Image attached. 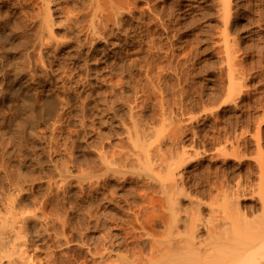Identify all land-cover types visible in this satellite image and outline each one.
<instances>
[{"label":"rangeland","instance_id":"374dc122","mask_svg":"<svg viewBox=\"0 0 264 264\" xmlns=\"http://www.w3.org/2000/svg\"><path fill=\"white\" fill-rule=\"evenodd\" d=\"M258 218L264 0H0V264H205Z\"/></svg>","mask_w":264,"mask_h":264},{"label":"bare ground","instance_id":"6f19581e","mask_svg":"<svg viewBox=\"0 0 264 264\" xmlns=\"http://www.w3.org/2000/svg\"><path fill=\"white\" fill-rule=\"evenodd\" d=\"M47 19H48V21H49V18H47ZM47 19H46V20H47ZM48 21H46L47 24L49 23ZM164 185H165V184H164ZM164 185H163V186H164ZM170 186H171V184L169 185V187H170ZM166 187H167V186H164V188H165L166 191H167V188H169V187H167V188H166ZM169 189H170V188H169ZM169 191H171V190H169ZM169 196H170V194H169ZM171 196H172V192H171ZM172 197L174 198V196H172ZM172 197H171L172 200H171V199H170V200L174 202V199H173ZM175 202H176V200H175ZM170 204H171V205H170V208L172 207V204H174V206H175V203L170 202ZM176 205H177V203H176ZM178 206H179V205H178ZM175 207H176V206H175ZM172 208H173V207H172ZM179 208H180V207H179ZM174 209H175V208H174ZM176 209H178V208H176ZM176 209L174 210V212L177 211ZM178 211H179V209H178ZM181 211H182V209H181ZM193 211H194V210H193ZM196 211H197V210H196ZM196 211H195V212H196ZM199 211H200V210H199ZM199 211H198V214L200 213V217H199V215L197 216V214H195V213L192 214L191 217H192V218H195V217H196L195 220H198V218H200V219L202 218V219H203V217H201L202 213L199 212ZM171 212H172V217H173V216H174V215H173V213H174V212H173V209H171ZM180 213H181V212H179V213L177 212V213H175V214H180ZM192 213H193V212H192ZM196 213H197V212H196ZM180 215H181V214H180ZM180 215H179V216H180ZM190 215H191V214H190ZM193 215H194V216H193ZM179 216L177 215L176 217H179ZM225 216H227V218H229V216H228L227 214H226ZM176 217H174V218L177 219ZM191 217H190V218H191ZM222 218H223V217H222ZM227 218L224 217V219H223V223H225L224 221H225ZM235 218H236V217H234V219H235ZM175 219H173V220H175ZM179 219H180V218H179ZM181 219L183 220V218H181ZM220 219H221V218H220ZM232 219H233V217H232ZM236 219H237V218H236ZM236 219H235V220H236ZM238 219H239V218H238ZM238 219H237V220H238ZM239 220H240V219H239ZM258 220H259V221L261 220V221L264 222L263 218H258ZM178 221H180V220L177 219V222H178ZM189 221H190V225H191L192 222H191V220H189ZM189 221H188V223H189ZM201 221H203V220H201ZM227 221H228V220H226V222H227ZM261 221H260V222H261ZM174 222H175V221H174ZM177 222H175V223L177 224ZM181 222H182V221H181ZM195 222L198 223V221H194V222L192 223L193 225H191V226L189 225V228H190V227L193 228V230L190 231V232H189V230H186V229H187V228H186V229H185L186 232L181 233V231H180V232L177 231V229H176L177 225H176V227H174V228L176 229V232L181 233V237H180V239H181V241H182L183 244H184V242L187 243V242H189V241H190V243H192V245L189 247L188 250L184 248V245H185V244L183 245V244L181 243L183 246L181 245L180 248H179V250H177V251H180V249L182 248L181 251H180L179 254H178V258H179L180 261H184V260H186V259H188V260H194V259H197V258H198V257L196 258V256H199V255H198V254H199L198 252L201 250V248H200L199 246L196 245V240H195V238H196V236H195L196 233H195V232H196V231H194V229H195L197 226L195 225V224H196ZM234 222H236V221H234ZM175 223H174V224H175ZM185 223L188 224V223H187V220H186ZM185 223H184V224H185ZM194 223H195V224H194ZM202 223H205V221H203ZM223 223H222V224H223ZM227 223H228V225H230V224H232V221H231V223H229V222H227ZM172 224H173V223H172ZM178 224H180V222H179ZM200 224H201V223H200ZM222 224H217L216 226H217V227H219V226L221 227V226H222V228H223L222 231H224V228L227 229V228H226L227 225H224V226H223ZM225 224H226V223H225ZM254 224H255L256 226L258 225V223L256 224L255 222H254ZM194 225H195V227H194ZM197 225H198V224H197ZM206 225H207V224H206ZM232 225L234 226V224H232ZM232 225H231V226H232ZM171 226H172V225H171ZM174 226H175V225H174ZM184 226H185V225H184ZM187 226H188V225H186V227H187ZM192 226H193V227H192ZM212 226H214V224H213ZM212 226L209 227V223H208V227H209V228H212ZM198 227H199V226H198ZM200 227H201V226H200ZM217 227H216V228H217ZM257 227H262V224H261L260 226L258 225ZM170 228H171V227H170ZM184 228H185V227H184ZM191 228H190V230H191ZM213 228H214V227H213ZM216 228H215V229H216ZM238 228H240V227H238ZM172 229H173V227H172ZM181 229H182V228H181ZM197 229H198V228H197ZM199 229H200V228H199ZM228 229H229V231H231V230H230V226H228ZM231 229H233V227H231ZM254 229H255V228H254ZM179 230H180V228H179ZM216 230H217V229H216ZM263 230H264V229H263ZM169 231H171V230H169ZM198 231H199V230H198ZM211 231H213V229H212ZM211 231L208 230L209 235L212 234V233H210ZM214 231H215V230H214ZM218 231H219V229H218ZM218 231H215V232L218 233ZM229 231H228V232H229ZM239 231H240V230H239ZM256 231H257L256 229H255L254 231H252L254 234H252L251 236L255 235V232H256ZM176 232H174V234H175ZM188 232L190 233V235L187 234ZM226 232H227V230H225V233H224V234H225V238H226V237H227V238H230V237H231V232H232V231L230 232V235H226ZM261 232H262V230H261ZM185 233H186V234H185ZM232 233H234V232H232ZM257 233H258V232H256V235H257V236H258V235L261 236V233H260V234H259V233L257 234ZM228 234H229V233H228ZM234 234H235V233H234ZM234 234H232V235L234 236ZM171 235H172V234H171ZM171 235H170V236H171ZM176 235H178V234L176 233ZM197 235H198V234H197ZM215 235H217V234H214V235H212V236H215ZM219 235H221V236H218V235H217L218 238H217L216 236H215V237H216L217 239H219L220 237H223V236H222V232H221V234H219ZM256 235H255V236H256ZM174 236H175V235H174ZM179 236H180V234H179L177 237H179ZM229 236H230V237H229ZM233 236H232V238H231V239H233V240L230 241V242H233V241H234ZM255 236H253V238H249V239H247V240H245V241H241L242 239H241V240L239 239V240H240V243H239L238 240H237V242L234 241V242H236V243H238V244H237L236 246H235V245H232V247H239V249H237V251L239 252V250H241V249H240L241 247H244V248H250V247H252V246L258 244V242H259V243H262V242H263L262 244H264V239H258L260 236H258V237L255 239ZM198 237H199V236H198ZM209 237H211V236H209ZM209 237H208V238H209ZM215 237L212 238V239L214 240V242H215V239H216ZM199 238H200V237H199ZM227 238H226V239H227ZM238 238H239V237H238ZM262 238H263V237H262ZM167 239H168V238H167ZM200 239H201V238H200ZM212 239H210V240H212ZM220 239L225 240L224 237H223V238H220ZM235 239H237V238H235ZM197 240H198V239H197ZM206 240H208V242L210 241L209 239H206ZM227 240H228V239H227ZM243 240H244V239H243ZM183 241H184V242H183ZM198 241H200V240H198ZM201 241H202V240H201ZM217 241H220V240H217ZM169 242H170V241H169ZM171 242H172V241H171ZM171 242H170V243H171ZM202 242H203V241H202ZM212 242H213V241H212ZM214 242H213V243H214ZM164 243L167 244L168 241H167V243H166V242H164ZM170 243H169L170 248H171V246H173V247L175 246V244L170 245ZM173 243H174V241H173ZM176 243H180V242H176ZM199 243H201V242H199ZM222 243H223V242H222ZM202 244H203V246H204V243H202ZM208 244H209V243H208ZM224 244H225V243H224ZM224 244H223V246H224ZM228 244H229V243H228ZM230 244H232V243H230ZM186 245H187V244H186ZM186 245H185V247H186ZM212 245H213V244H212ZM215 245H216V244H215ZM219 245H220V244H219ZM260 245H261V244H260ZM213 246H214V245H213ZM216 246H217L216 248L214 247L215 250H216L217 248H220V246H218V245H216ZM175 247H177V245H176ZM178 247H179V246H178ZM207 247H208V246H207ZM207 247H206V248H207ZM210 247H211V246H210ZM226 247H227V248H226ZM229 247H230V245H229V246H226V245H225V247H221L219 250L217 249V250H216L217 253H216V252H213V251L211 250V249H214V248L209 249V247H208L207 249L210 250V251H209L210 253H211V251H212L213 253H215V254H213V255H212V253H211V254H208V250L205 249V250L207 251V252L205 253V255H206V256L208 255L209 257H210V256L212 257V258L210 257V258L212 259L211 261H210V259H209V261L211 262L210 264H212V263H216V262H217V264H218V263L221 264L222 260H223V261L225 260V261L227 262V259H231V260H230V263H232V264H233V263H234V264H235V263H236V264H243L244 262L248 261V260H247L248 258L244 257L243 255L239 254L238 252H236V251L234 250V249H236V248L233 249V248H231V247L229 248ZM263 247H264V246H263ZM187 248H188V247H187ZM225 248H226V249L229 248V249H228L227 251H225V250H226ZM223 249H225V250H223ZM230 250H232V251H230ZM177 251H176V252H177ZM203 251H204V250H203ZM219 251H220V252H219ZM221 251H222V252H221ZM218 252H219V253H218ZM240 253H241V252H240ZM262 253H263V252H262ZM218 254H221V256H220V260H217V259H219V258H217V257H214V258H213L214 255H215V256H218ZM242 254H243V253H242ZM174 256L176 257V255H174ZM208 256H207V258H208ZM245 256H247V255L245 254ZM259 256H260V255H259ZM199 257H200V256H199ZM221 257H222V258L224 257V258L221 259ZM248 257H249V256H248ZM204 258H205V256H204ZM204 258H203V259H204ZM207 258H206V263L208 264L209 262H208V259H207ZM216 258H217V259H216ZM257 258H258V256H257ZM257 258H256L255 255H254V256L252 257V260H257ZM176 259H177V257H176ZM201 259H202V258H201ZM258 259L260 260V262L264 263V253H263V255L260 256ZM250 260H251V259H250ZM177 261H178V260H177ZM186 261H187V260H186ZM199 261H200V260H199ZM202 261H204V260H202ZM212 261H214V262H212ZM218 261H219V262H218ZM220 261H221V262H220ZM178 262H179V261H178ZM178 262H177V263H178ZM187 262H189V261H187ZM180 263H181V262H180ZM189 263L191 264V262H189ZM206 263H205V264H206ZM228 263H229V261H228ZM184 264H185V263H184ZM197 264H198V263H197ZM199 264H200V263H199ZM223 264H224V263H223Z\"/></svg>","mask_w":264,"mask_h":264}]
</instances>
